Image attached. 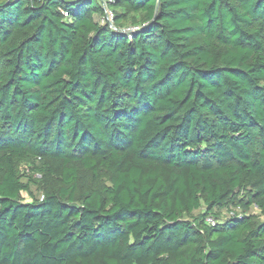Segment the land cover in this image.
Listing matches in <instances>:
<instances>
[{
    "label": "trees",
    "instance_id": "obj_1",
    "mask_svg": "<svg viewBox=\"0 0 264 264\" xmlns=\"http://www.w3.org/2000/svg\"><path fill=\"white\" fill-rule=\"evenodd\" d=\"M109 8L0 0V264H264V0Z\"/></svg>",
    "mask_w": 264,
    "mask_h": 264
},
{
    "label": "built area",
    "instance_id": "obj_2",
    "mask_svg": "<svg viewBox=\"0 0 264 264\" xmlns=\"http://www.w3.org/2000/svg\"><path fill=\"white\" fill-rule=\"evenodd\" d=\"M97 2L100 4L102 11H103V17L101 20V24H107L110 26L111 29L116 30V28L113 25V20H114V16L112 11L109 8V4H111L113 2V0H97ZM63 15L66 17L67 14L63 13ZM136 29L135 28H130L127 29L125 32H129L132 33L134 32Z\"/></svg>",
    "mask_w": 264,
    "mask_h": 264
},
{
    "label": "rangeland",
    "instance_id": "obj_3",
    "mask_svg": "<svg viewBox=\"0 0 264 264\" xmlns=\"http://www.w3.org/2000/svg\"><path fill=\"white\" fill-rule=\"evenodd\" d=\"M31 191L36 195L38 196L40 193L39 191H37L36 187H32L31 188ZM250 214H255L257 215L258 214V210L255 208V207H252L249 211Z\"/></svg>",
    "mask_w": 264,
    "mask_h": 264
}]
</instances>
